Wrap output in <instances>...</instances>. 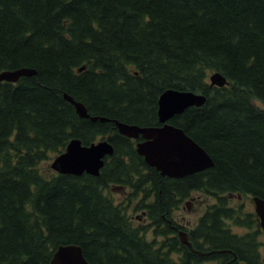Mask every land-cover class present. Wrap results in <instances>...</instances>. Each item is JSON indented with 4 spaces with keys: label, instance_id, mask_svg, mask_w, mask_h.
Segmentation results:
<instances>
[{
    "label": "trees",
    "instance_id": "16d2710c",
    "mask_svg": "<svg viewBox=\"0 0 264 264\" xmlns=\"http://www.w3.org/2000/svg\"><path fill=\"white\" fill-rule=\"evenodd\" d=\"M20 68L37 74L0 82V264H52L61 244L80 245L90 264H260L256 234L226 222H258L231 195L264 199V0H0V72ZM215 72L226 85L210 84ZM169 88L206 96L170 122L214 165L181 178L149 166L114 122L160 125ZM66 93L110 120L82 118ZM75 138H109L99 176L52 169ZM123 187L165 235L193 191L215 197L188 231L195 251L179 237L147 240L133 200L111 196Z\"/></svg>",
    "mask_w": 264,
    "mask_h": 264
},
{
    "label": "water",
    "instance_id": "95a60500",
    "mask_svg": "<svg viewBox=\"0 0 264 264\" xmlns=\"http://www.w3.org/2000/svg\"><path fill=\"white\" fill-rule=\"evenodd\" d=\"M83 67L79 70L81 71ZM32 68H20L0 72V82H17L22 76L36 75ZM211 85L224 86L226 78L219 72L210 76ZM82 118L93 121H109L107 117L91 116L83 102L65 94ZM206 102L204 94L190 90L168 89L159 97L158 117L160 126H139L120 120H114L121 134L137 138L142 134L143 141L137 144V151L145 158L147 164L155 167L162 176L181 178L195 172L203 171L214 165L211 156L186 132L169 122L171 118L183 113L191 106H201ZM114 153L110 140L104 139L90 145H84L80 139H72L64 152L52 162V168L59 173L82 175L88 173L98 176L104 166L105 157ZM255 210L264 231V199L254 197ZM182 241L191 243L181 235ZM52 264H90L83 249L78 244H61L55 250Z\"/></svg>",
    "mask_w": 264,
    "mask_h": 264
},
{
    "label": "rangeland",
    "instance_id": "374dc122",
    "mask_svg": "<svg viewBox=\"0 0 264 264\" xmlns=\"http://www.w3.org/2000/svg\"><path fill=\"white\" fill-rule=\"evenodd\" d=\"M259 105L264 107L263 104L258 102ZM56 157V156H55ZM54 157V158H55ZM53 159L50 160L49 164H52ZM113 194L111 196L116 201H124L127 199H132L133 201L128 204V213L131 217L136 218L137 216H142V219L137 221H134L136 224H142L143 226H146L147 229H149L146 233V239L147 240H156L158 244H162L167 240V237H172V234H157L155 231V228L157 226H151L149 227L150 220L146 217L147 215L143 214V211L146 210L145 208L140 207V204L142 202L141 198L142 196H137L135 192H133L129 187H123L120 188L118 191H113ZM134 193V195H132ZM130 195V197H129ZM129 197V198H128ZM230 203L233 206H240L242 205V209L245 213H256L255 210V203L252 199V196L249 195H231L230 197ZM216 202V198L208 195L201 191H193L189 197H187L177 208L173 210V216L176 221H178L179 224H182L184 227L187 228V231L197 225L199 222L200 217L205 213L206 209L209 205ZM138 204V208L135 210V206ZM226 225L227 227L231 229L233 233H236L238 235H244L246 232V227H240L235 225L233 221H227ZM145 228V227H144ZM160 230V228H158ZM157 230V231H158ZM261 243H263V246L261 247L262 256H264V235H261L260 239ZM259 244V243H258ZM258 248L259 245H258ZM178 254V256H177ZM171 256L173 258L178 259L179 256H181V253L177 251H173L171 253ZM202 264H220V262H217L215 260H207L203 262Z\"/></svg>",
    "mask_w": 264,
    "mask_h": 264
},
{
    "label": "flooded vegetation",
    "instance_id": "af4514ba",
    "mask_svg": "<svg viewBox=\"0 0 264 264\" xmlns=\"http://www.w3.org/2000/svg\"><path fill=\"white\" fill-rule=\"evenodd\" d=\"M126 137H128V136H126ZM129 139H131L132 140V142L134 143V146L137 148V144L139 143V142H141V141H143L144 140V138L142 137V134L139 136V137H137V138H131V137H128ZM143 214H146L147 215V210H144L143 211ZM251 214H254L255 215V213H251ZM130 216V215H129ZM256 216V215H255ZM142 219V216H137L136 218H133V217H131L130 216V220L132 221V223H133V225L134 226H142V224L140 225V224H136L134 221H139V220H141ZM175 220V219H174ZM257 221L258 222H256V224H254L253 226H245L246 228V232H245V234L246 233H253V234H256V240H257V242L259 243V247L260 248H258V251H259V256H260V264H264V256H262V251H261V247L263 246V243H261L260 242V240H258V238L260 239V237H261V235H264V233H263V230H262V226H261V221H260V219H259V217H257ZM176 223H178V221H175ZM139 223V222H138ZM177 225H179V223L177 224ZM177 225H175V224H171L170 226H171V231H172V237H179V236H181V235H183L184 236V238L185 239H188L189 237H190V235L188 234L189 232V230L187 231V228L186 227H184L182 224L181 225H179V226H181V227H178ZM158 228H160L159 226L157 227V228H155V230H158ZM180 239V238H179ZM198 254H208V252H202V251H196ZM264 255V254H263ZM177 256H178V254H177ZM179 258H180V256H179ZM178 258V259H179ZM176 259V258H175ZM177 259V260H178ZM236 259V257H234L232 260L231 259H227V258H223V257H221V259H219V260H215V261H217V262H220V264H230L231 263V261H234ZM230 260V261H229ZM240 264H245V262H242V263H240Z\"/></svg>",
    "mask_w": 264,
    "mask_h": 264
},
{
    "label": "bare ground",
    "instance_id": "6f19581e",
    "mask_svg": "<svg viewBox=\"0 0 264 264\" xmlns=\"http://www.w3.org/2000/svg\"><path fill=\"white\" fill-rule=\"evenodd\" d=\"M64 97L66 98V96L64 95ZM67 99V98H66ZM85 105V104H84ZM87 108V107H86ZM88 109V108H87ZM77 111V110H76ZM89 112V111H88ZM78 114H80L78 111H77ZM91 115V114H90ZM92 116V115H91ZM100 117V116H99ZM90 119V118H89ZM100 120V119H98ZM97 121V120H96ZM106 122V121H105Z\"/></svg>",
    "mask_w": 264,
    "mask_h": 264
}]
</instances>
